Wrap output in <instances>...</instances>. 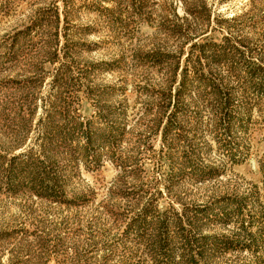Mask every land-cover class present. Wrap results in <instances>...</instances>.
Listing matches in <instances>:
<instances>
[{
	"label": "rangeland",
	"instance_id": "obj_1",
	"mask_svg": "<svg viewBox=\"0 0 264 264\" xmlns=\"http://www.w3.org/2000/svg\"><path fill=\"white\" fill-rule=\"evenodd\" d=\"M252 190L264 207V0H0V233L49 249L25 264H172L147 251L179 259L183 237L244 264L212 243L238 238L216 215Z\"/></svg>",
	"mask_w": 264,
	"mask_h": 264
},
{
	"label": "trees",
	"instance_id": "obj_2",
	"mask_svg": "<svg viewBox=\"0 0 264 264\" xmlns=\"http://www.w3.org/2000/svg\"><path fill=\"white\" fill-rule=\"evenodd\" d=\"M234 18V17H232ZM224 41L222 44H215V43H202L199 45V48L201 50H204V47L209 46L210 48L219 47L222 49V54H226L227 51L226 48H235V46L230 45L227 43L228 38L227 36H224L222 38ZM256 66L262 68L260 64L256 63ZM186 82L181 80L179 83L175 96H176V105L177 102L180 101L182 98V94L184 93L186 86ZM212 94L214 95L215 99H217V106L220 107L223 112L221 113V116H224V119L229 120V115L225 109H227L228 105H230V97L229 95L226 97H221L220 89L218 87L213 88ZM233 104V103H232ZM228 122V121H227ZM168 125V124H167ZM74 127H76L77 131L79 133H82L85 135V138L87 142L90 141V130L88 126V122L83 121H75ZM110 128H113V126H110ZM227 128V127H225ZM68 132V131H67ZM69 134V133H67ZM46 136V134H45ZM48 137V136H47ZM35 188V192L38 194L43 193V190L45 189L44 182L42 180L32 181ZM14 183H11V186H13ZM45 192V191H44ZM259 198L256 191H251L249 195H244L240 197H232L227 200V205H231V208L228 210L225 207L222 208L221 213H219L217 216L218 219L224 220V221H230L231 219H235V222H237V230L234 232V235H238V238H221L220 240H215L214 243H212L213 248H223V249H230V248H239V249H249L252 251H255L253 257L254 259H250L247 263L244 264H264V259L262 258L261 254H256L259 249L264 248V207L260 206L258 204L257 199ZM250 204V208L247 209V206ZM259 207V208H258ZM256 208V209H253ZM145 209V208H144ZM176 215V222H180V217L178 216V213ZM160 222V221H157ZM254 224L258 225L257 231H250V227ZM15 233L19 234V232L12 230L11 232L6 233H0V239H5L9 237L13 241L9 242V262L11 261V264H25L30 261V259L33 258H41L42 254H45L49 249L45 246L43 237H40V235L36 238L39 244L40 251L36 254L31 253V248L29 246V243L27 244V240L25 239V233L21 232L20 235L15 236ZM242 235V237H239ZM184 239L181 241V253L179 259H175L172 256L171 248L167 249L164 247V245H167L163 240L158 238L155 240L153 245L149 247L148 253L152 258L156 260V258L160 255L167 256L168 260L172 262V264H209L207 262L208 255L204 254L206 251V245L202 244L198 247V250L195 252L192 246L189 244L188 239L186 237H183ZM26 240V241H25ZM253 248V249H252ZM23 251H27L29 253V256L27 259H24L22 256ZM54 250H51L49 252H52ZM204 256V257H203ZM204 258V259H203ZM156 264V263H154Z\"/></svg>",
	"mask_w": 264,
	"mask_h": 264
}]
</instances>
